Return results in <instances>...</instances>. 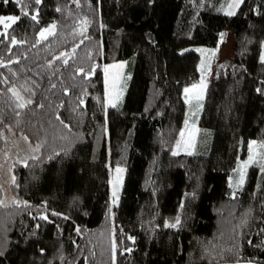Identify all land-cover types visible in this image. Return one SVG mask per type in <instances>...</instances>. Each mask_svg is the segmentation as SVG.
I'll return each instance as SVG.
<instances>
[{"label":"trees","instance_id":"16d2710c","mask_svg":"<svg viewBox=\"0 0 264 264\" xmlns=\"http://www.w3.org/2000/svg\"><path fill=\"white\" fill-rule=\"evenodd\" d=\"M230 1L0 0L19 17L0 32V153L37 149L0 182V264H264L263 147L229 180L264 145V0L228 15ZM228 29L193 151L174 155L182 89L202 72L190 47L219 49ZM118 60L127 86L107 106L103 65ZM109 166L124 169L112 213Z\"/></svg>","mask_w":264,"mask_h":264},{"label":"rangeland","instance_id":"374dc122","mask_svg":"<svg viewBox=\"0 0 264 264\" xmlns=\"http://www.w3.org/2000/svg\"><path fill=\"white\" fill-rule=\"evenodd\" d=\"M241 2L242 0H231L230 3L225 7L224 12L226 14L228 12L235 13ZM0 17L7 16L0 15ZM4 28V25L0 24V32ZM52 30L53 28L44 31L45 35L52 32ZM190 48L200 54L202 72H200L201 75L198 81L185 85L182 89L183 99L186 106V119L172 146V154H187L193 151L199 127V113L202 108V102L206 88L210 81L213 79V77H215L216 68L218 67L219 63L224 59H231L233 57L232 31L228 29V37L224 45L219 49L217 47H208L200 44L192 45ZM216 55H218L219 62L215 64L213 60L218 59H216ZM260 60L264 61V45L261 50ZM126 64V60H118L103 65L104 95L105 104L107 106L119 105L121 103L128 80V77H126L124 73ZM210 71H212V75L209 78L208 74ZM185 89H188V91L186 92ZM21 140L22 141L19 142V144L15 141H8L5 147L7 151L0 153V182L1 184H3L4 187H6V184H8V182L12 178L11 174V176L7 179L5 176L6 171L4 172V170L7 169V172L11 173L9 163H11L12 160L10 162V157H14L13 161L25 162L26 159L34 157L37 154V149L33 144L29 143L23 138H21ZM252 142L254 141H250V144H252ZM249 146L246 156L238 160L233 175L229 177V180L231 182L235 181L236 184L241 183L243 181L247 167L254 163V161L258 157L261 145L255 143L252 146L251 150ZM262 149L264 151V147ZM8 150L12 152L9 153ZM13 153H17V155H14ZM108 173L109 210L112 213L113 208L119 199V194L121 191L124 177V169L121 166H109ZM9 201L10 199L2 200L3 203H9Z\"/></svg>","mask_w":264,"mask_h":264},{"label":"snow or ice","instance_id":"6c2138e0","mask_svg":"<svg viewBox=\"0 0 264 264\" xmlns=\"http://www.w3.org/2000/svg\"><path fill=\"white\" fill-rule=\"evenodd\" d=\"M4 2L7 3L8 0H4ZM17 2H19V0H17ZM35 2H36L37 4H39V3L41 2V0H35ZM230 7H231V6H230ZM24 14L27 15V13H24ZM227 14H228V15H231V14H233V13H232V12H228ZM18 19H19V17H15V16L0 17V24H3L5 28H8V27L11 26V24H14ZM32 19L35 20V19H36V16H32ZM50 27H54V26H50ZM45 31H47V30H45ZM40 35H41L42 38H44V37H45V32L42 31V32L40 33ZM12 42H13V43H16L15 39H13ZM185 91L187 92L188 89H185ZM14 95H15V93H14ZM29 102H30V101H29ZM18 107H24V105H23V104H19ZM254 144H255V142H252V144H250V146H249V147H250V150H251V148H252V146H253ZM261 147H264V145H261ZM173 154L175 155L176 153H173ZM250 159H251V157H250ZM118 171H119V170H118ZM114 195H115V193H114ZM177 223H179V220H177ZM166 226H169V227H175L176 225L173 224V225H166Z\"/></svg>","mask_w":264,"mask_h":264},{"label":"water","instance_id":"95a60500","mask_svg":"<svg viewBox=\"0 0 264 264\" xmlns=\"http://www.w3.org/2000/svg\"><path fill=\"white\" fill-rule=\"evenodd\" d=\"M239 264H253V263H239Z\"/></svg>","mask_w":264,"mask_h":264}]
</instances>
